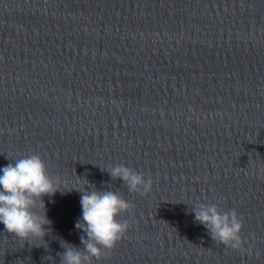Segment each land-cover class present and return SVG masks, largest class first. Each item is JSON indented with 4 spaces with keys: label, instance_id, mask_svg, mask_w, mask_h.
Masks as SVG:
<instances>
[{
    "label": "clouds",
    "instance_id": "9594fccd",
    "mask_svg": "<svg viewBox=\"0 0 264 264\" xmlns=\"http://www.w3.org/2000/svg\"><path fill=\"white\" fill-rule=\"evenodd\" d=\"M0 172V224L18 239L45 241L51 232L52 221L47 217L44 197L63 192L59 180L51 175L46 162L35 153L14 160ZM107 172L113 180H122L131 193L144 196L152 190L151 177L146 178L142 172L126 165H113ZM75 190L81 193L82 218L77 220L75 227L84 233L80 236L83 247L78 248L61 239L64 251L57 255L60 264H93L94 260L103 259L126 236L130 224L119 217L130 212L134 205L116 191L96 187ZM192 211L195 221L208 230L213 241L245 251L244 221L236 210L224 211L215 203L200 202L192 207Z\"/></svg>",
    "mask_w": 264,
    "mask_h": 264
}]
</instances>
